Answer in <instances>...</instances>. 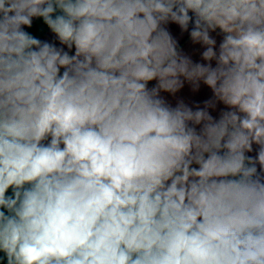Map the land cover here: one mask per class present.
Wrapping results in <instances>:
<instances>
[{
  "label": "clouds",
  "instance_id": "9594fccd",
  "mask_svg": "<svg viewBox=\"0 0 264 264\" xmlns=\"http://www.w3.org/2000/svg\"><path fill=\"white\" fill-rule=\"evenodd\" d=\"M0 264H264V0H0Z\"/></svg>",
  "mask_w": 264,
  "mask_h": 264
},
{
  "label": "crops",
  "instance_id": "0c3cea01",
  "mask_svg": "<svg viewBox=\"0 0 264 264\" xmlns=\"http://www.w3.org/2000/svg\"><path fill=\"white\" fill-rule=\"evenodd\" d=\"M33 31H35V29H34ZM205 94H206V93H205ZM201 98H203V97H201Z\"/></svg>",
  "mask_w": 264,
  "mask_h": 264
}]
</instances>
